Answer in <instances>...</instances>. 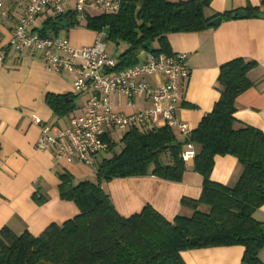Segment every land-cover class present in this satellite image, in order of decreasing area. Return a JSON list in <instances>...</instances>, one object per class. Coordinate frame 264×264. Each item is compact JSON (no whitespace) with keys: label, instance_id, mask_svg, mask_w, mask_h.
<instances>
[{"label":"trees","instance_id":"obj_1","mask_svg":"<svg viewBox=\"0 0 264 264\" xmlns=\"http://www.w3.org/2000/svg\"><path fill=\"white\" fill-rule=\"evenodd\" d=\"M120 1L117 14L88 17L84 24L89 30L105 32L106 42L128 45L118 56V68L136 64L144 50L170 53V33L212 28V19H234L237 11L207 16L211 0ZM241 10L246 17L260 13L255 6ZM61 20V16L51 20L55 34L62 29ZM69 25L76 22L68 18ZM47 32L44 29L41 34ZM255 65L253 60L238 57L219 66L215 88L220 96L183 141L168 126L130 128L119 139L106 138L105 154L95 162V181L74 182L72 174L60 173L59 196L75 203L79 212L60 224L50 223L37 236L27 230L16 234L4 226L0 229V264H186L182 251L235 245L244 249L240 264H264L259 256L264 249V220L254 216L264 205V132L239 126L234 116L236 98L251 87L248 72ZM72 98L71 94L46 96L59 115L74 108ZM187 141L195 146L193 170L202 177L200 197L181 200L192 209L191 215L178 214L169 221L148 204L138 213L120 215L102 183L149 174L180 181L186 170L182 145ZM163 153L169 154L170 164L161 160ZM216 155L237 159L241 172L235 185L211 179Z\"/></svg>","mask_w":264,"mask_h":264},{"label":"crops","instance_id":"obj_2","mask_svg":"<svg viewBox=\"0 0 264 264\" xmlns=\"http://www.w3.org/2000/svg\"><path fill=\"white\" fill-rule=\"evenodd\" d=\"M6 6L10 16L0 18L2 39L10 36L25 10L21 1L15 4L6 1ZM247 6L259 7L260 12H264L262 0H211L206 15L241 10ZM64 7L66 13L62 18L66 19V26H61L57 34L49 26L55 16L50 9L36 17L32 30L41 34L46 29L49 34L68 38L74 46L90 45L100 37L106 50L105 32L87 29L84 26L87 19L68 26V18L74 22L73 2H66ZM167 40L172 52L187 54L190 75L182 86L178 115L190 131L212 110L220 96L215 88L219 66L242 57L255 61L256 65L248 72L251 87L236 98L234 116L239 126L248 125L264 132V19L254 16L222 20L219 25L200 31L170 33ZM115 45L117 48L123 46L118 54L113 53L116 57L128 47L124 42ZM148 53V50L140 52L138 62L145 60ZM39 56V52L31 48L21 53L10 50L4 62H0V229L7 226L16 234L27 230L35 236L50 223L60 224L79 212L75 203L60 198L59 174H72L74 182L95 181L93 173H96L97 166L58 161L51 151L36 149L39 126L32 121V116L50 124L54 130L64 129L72 116L84 111L87 100L85 94L74 93L72 74L48 72ZM147 80L156 82L155 77ZM48 94H71L74 108L66 114H57L47 102ZM111 98L116 110H133L126 105L124 97L119 101L116 95ZM134 101V108L150 104L144 96H136ZM173 131L178 140L185 139L177 129ZM112 136L110 139L115 140L116 137ZM160 157L164 163H171L168 153ZM240 172L241 166L234 156L214 157L213 181L233 186ZM102 188L122 216L138 213L148 204L172 221L178 214L191 215L192 209L182 205L181 200L200 197L202 177L193 170V160H190L186 162L180 181L149 174L114 178L102 183ZM254 216L264 220V205L255 211ZM243 251L239 245L221 246L186 250L181 256L186 264H240ZM259 256L264 260V249Z\"/></svg>","mask_w":264,"mask_h":264},{"label":"built area","instance_id":"obj_3","mask_svg":"<svg viewBox=\"0 0 264 264\" xmlns=\"http://www.w3.org/2000/svg\"><path fill=\"white\" fill-rule=\"evenodd\" d=\"M6 1L24 2L25 10L10 36L0 37V62H4L10 50L21 53L31 48L39 52L48 72L72 74L74 93L87 96L84 111L72 116L64 129L54 130L40 118L31 117L39 126L37 150L51 151L58 161L93 166L107 149L106 138H112L114 131L168 126L188 138L190 130L178 115L182 86L190 75L186 53L149 52L145 60L118 68V57L107 54L100 37L90 45L74 46L66 37L32 30L36 17L48 9L62 17L68 1L73 2L72 13L78 23L95 15L117 14L120 0H0V18L10 16ZM148 77H155L156 82L150 83ZM112 95L118 101L124 97L133 110H116ZM136 96L148 99L149 106L134 108ZM195 153L194 144L185 142L182 160H193Z\"/></svg>","mask_w":264,"mask_h":264},{"label":"water","instance_id":"obj_4","mask_svg":"<svg viewBox=\"0 0 264 264\" xmlns=\"http://www.w3.org/2000/svg\"><path fill=\"white\" fill-rule=\"evenodd\" d=\"M246 12L244 10H237L234 14H233V17L235 18H244L246 17ZM257 17L259 18H262L264 19V12H260L257 14ZM221 18L220 17H216L214 19H212L210 22H209V25L211 26H217L221 23ZM61 26L62 27H65L66 26V19L65 18H62L61 20ZM172 145H176L175 142L172 143Z\"/></svg>","mask_w":264,"mask_h":264},{"label":"rangeland","instance_id":"obj_5","mask_svg":"<svg viewBox=\"0 0 264 264\" xmlns=\"http://www.w3.org/2000/svg\"><path fill=\"white\" fill-rule=\"evenodd\" d=\"M123 48V46L121 48H117L115 44H113V42L108 41L106 44V52L107 54H109L110 56H114L113 53L118 54L119 51ZM114 137H116V139H119V137L122 135V133L119 131H114L113 133ZM118 150V149H117ZM105 154V153H103ZM106 156H110V154H106ZM95 174L96 177V173H93V175ZM90 179H94V178H90Z\"/></svg>","mask_w":264,"mask_h":264}]
</instances>
